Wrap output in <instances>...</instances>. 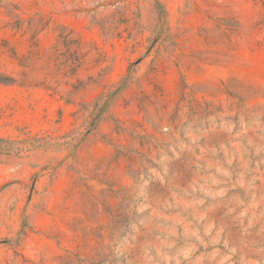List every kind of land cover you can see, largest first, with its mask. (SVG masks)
<instances>
[{"label": "rangeland", "instance_id": "1", "mask_svg": "<svg viewBox=\"0 0 264 264\" xmlns=\"http://www.w3.org/2000/svg\"><path fill=\"white\" fill-rule=\"evenodd\" d=\"M0 264H264V0H0Z\"/></svg>", "mask_w": 264, "mask_h": 264}, {"label": "trees", "instance_id": "2", "mask_svg": "<svg viewBox=\"0 0 264 264\" xmlns=\"http://www.w3.org/2000/svg\"><path fill=\"white\" fill-rule=\"evenodd\" d=\"M12 81V78L6 75H3L0 73V83H9ZM5 143L9 144L8 140H5L4 138L0 137V153H3L5 151H8V148L6 149Z\"/></svg>", "mask_w": 264, "mask_h": 264}]
</instances>
